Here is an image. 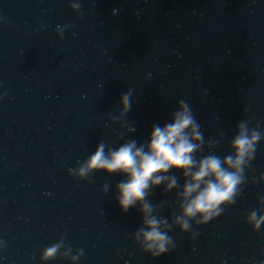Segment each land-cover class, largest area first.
I'll list each match as a JSON object with an SVG mask.
<instances>
[{"label":"water","instance_id":"1","mask_svg":"<svg viewBox=\"0 0 264 264\" xmlns=\"http://www.w3.org/2000/svg\"><path fill=\"white\" fill-rule=\"evenodd\" d=\"M69 2L0 0V264H42L61 236L72 255L84 250L76 264H259L264 225L252 232L244 219L264 195L251 182L264 173V140L235 204L195 226V240L173 229L175 247L156 258L131 242L136 209L122 214L115 193L100 191L124 177L76 180L69 169L100 140L123 143L119 126L105 125L128 89L136 131L125 139L145 140L179 99L206 140L223 133L217 155L228 154L239 120L264 131V0H81V15ZM64 24L72 27L59 38ZM174 195L156 188L151 199Z\"/></svg>","mask_w":264,"mask_h":264},{"label":"clouds","instance_id":"2","mask_svg":"<svg viewBox=\"0 0 264 264\" xmlns=\"http://www.w3.org/2000/svg\"><path fill=\"white\" fill-rule=\"evenodd\" d=\"M68 7L76 15L82 14L81 0H70ZM116 12L113 9V14ZM71 27L70 24L57 25V37L62 38ZM117 104L118 111L108 114L105 126L118 125L112 130L115 140L123 143L113 147L100 140L94 152L77 168H70L69 174L76 180H86L95 172L124 177L114 187L105 182L100 191L107 194L111 189L115 193V204L122 214L136 209L140 222L129 234L131 242L141 253L156 258L175 247V239L170 235L173 229L195 240L200 235L194 230L195 226L206 225L235 204L249 182L246 172L256 157L258 145L264 140V131L260 130L261 122L252 123L253 118L239 120L228 143V154L217 155L213 150L223 139V133L216 139L206 140L192 106L187 100L179 99L170 121L164 125L154 124L145 140L125 139L136 131L127 119L132 90L124 92ZM205 150H208L207 155H199ZM251 182L264 183V173ZM156 188L161 189L162 195L170 192L175 195L171 201L154 203L151 196ZM257 204L259 207L244 219L252 232L264 225V195L257 198ZM166 208L171 209L168 216L161 214ZM72 251L61 236L42 250L40 260L43 264L59 258L76 264L84 250L78 249L74 255ZM259 255L262 258L259 264H264V244L260 246Z\"/></svg>","mask_w":264,"mask_h":264}]
</instances>
